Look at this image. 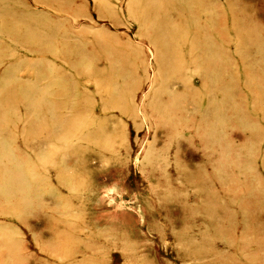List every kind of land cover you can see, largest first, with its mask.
I'll return each mask as SVG.
<instances>
[{
    "label": "rangeland",
    "instance_id": "1",
    "mask_svg": "<svg viewBox=\"0 0 264 264\" xmlns=\"http://www.w3.org/2000/svg\"><path fill=\"white\" fill-rule=\"evenodd\" d=\"M200 1L0 0L17 264H264V0Z\"/></svg>",
    "mask_w": 264,
    "mask_h": 264
},
{
    "label": "bare ground",
    "instance_id": "2",
    "mask_svg": "<svg viewBox=\"0 0 264 264\" xmlns=\"http://www.w3.org/2000/svg\"><path fill=\"white\" fill-rule=\"evenodd\" d=\"M205 0H203L201 3H204ZM200 2H198L194 9L196 11L199 12L200 8H199V5L201 4ZM203 9V8H202ZM201 9V10H202ZM164 30V26L162 25L161 26ZM12 185V184H11ZM10 245H11V239H8L7 237H5L4 239H2L1 243H0V247L2 248L3 252H2V258L0 259V263L1 264H17L13 258L14 256V252H11V249H10Z\"/></svg>",
    "mask_w": 264,
    "mask_h": 264
}]
</instances>
